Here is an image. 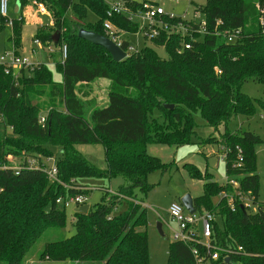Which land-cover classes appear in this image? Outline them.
<instances>
[{
    "label": "trees",
    "instance_id": "obj_1",
    "mask_svg": "<svg viewBox=\"0 0 264 264\" xmlns=\"http://www.w3.org/2000/svg\"><path fill=\"white\" fill-rule=\"evenodd\" d=\"M19 1L20 12L34 1L46 5L53 24L39 28L36 37L59 50L67 45V57L63 59L62 52L56 57L55 69L61 79L45 63L29 74L22 69L17 77L0 65V113L4 117L0 124V164L7 163L9 156L54 155L52 147H57L63 182L94 176L121 175L126 179L118 192L127 198L108 194L104 202L90 206L88 213L74 211L76 233L47 242L35 264H150L148 234L139 229L146 222V208L135 201V192H148V175L161 162L148 153L147 144L153 141L178 146L189 141L196 110L217 130L236 115L255 113L254 100L241 91V86L250 79L264 83V26L260 24L264 0H207L201 8L207 17L202 40L194 39L201 32L163 35L153 41L166 47L168 58L145 47L122 61H115L106 48L78 35L81 27L106 35L104 0ZM89 11L98 17L97 22L87 21ZM114 21L124 30L138 31V25L124 16ZM23 26L22 14L12 19L10 39L17 53ZM194 26L200 28L199 24ZM216 29H241L242 37L230 43L217 35ZM56 32L60 33L58 42L53 41ZM184 40L192 47L179 52ZM128 44L126 41L123 48ZM98 78L110 80L105 107L80 95L83 85ZM43 97H47L45 103L41 102ZM166 103L174 107L166 108ZM41 107L51 108L44 127L39 122ZM156 109L162 121L152 118ZM220 141L231 149L227 175L238 178L241 189L251 190L258 200L256 146L264 139L253 131L231 133L226 129L217 143ZM91 143L104 145L107 167L96 165L75 147ZM237 146L244 152L240 168L234 166ZM190 173L204 182L202 195L194 198L197 211L216 215L213 243L242 245L251 253L233 256L231 264H264V203L255 212L239 205L233 211L227 200H216L223 191L233 192L231 184L215 181L210 172L195 165ZM80 191L86 194L89 190L51 182L41 170L22 169L16 174L0 165V264H24L26 255L47 230L67 224L66 208L59 207L56 199ZM124 201L126 210L115 213ZM167 264H197L191 245L171 241Z\"/></svg>",
    "mask_w": 264,
    "mask_h": 264
},
{
    "label": "rangeland",
    "instance_id": "obj_2",
    "mask_svg": "<svg viewBox=\"0 0 264 264\" xmlns=\"http://www.w3.org/2000/svg\"><path fill=\"white\" fill-rule=\"evenodd\" d=\"M143 1V0H137ZM154 1L162 5L169 13L185 17L188 22L199 24L202 30H205L207 26L206 14L201 9L205 5L207 0H148ZM17 0H9V14L8 17H4L0 14V53L6 50H13L14 43L10 39L12 36L13 28L10 20L19 18L21 15L20 10L17 12L14 10V6ZM48 9V8H47ZM26 15H23L24 26L22 29L21 41L23 47L19 48V52L22 57L29 58L32 62L38 61L50 65L51 69L56 73V76H60L55 69V65L52 62V57L48 54L47 47L39 46L37 51L32 49L33 37L36 35V27L45 28L52 25V19L38 12L37 8L33 4L25 6ZM49 11V10H48ZM37 14L42 20L36 24L33 19ZM73 16V13H70ZM98 17L89 11L87 17L88 22H97ZM205 32L202 31L201 35L194 39L202 40ZM122 37L128 40L137 50H141L145 47H150L156 51V53L162 58H168V51L164 45L155 44L152 39L145 38L141 33H133L130 31H122ZM21 47V46H20ZM58 47L53 44V53L61 52L57 51ZM61 54H57L60 56ZM26 74H29V70L26 69ZM97 83L94 85L97 90L95 100L96 105H104L106 101V95L108 93V87L110 80L107 78H98ZM93 87L82 86L80 95H90L88 90ZM241 91L254 100L255 113L253 115L239 114L234 116L228 121V124L219 126L218 130L209 125L205 119L202 118L199 110H196L193 114L194 128L190 135V140L182 143L178 146L168 143L149 142L147 144V151L149 154L157 157L161 165L152 170L148 175V183L150 189L147 193L136 190V196L139 202L146 208V222L139 226V229L146 231L148 234L149 242V262L150 264H167L169 257V243L173 241L172 228H176L177 224L171 218L169 214L170 205L178 201L180 202L182 197L190 193L193 197H198L203 193L204 182L198 178H195L190 169L192 165L197 166L202 171H208L214 179L220 183L225 181L226 164L225 161H220L218 164L217 155H213L212 152L219 149L217 140L226 131L235 133L237 131H253L260 135L264 139V83L250 79L244 82L241 86ZM109 98V97H108ZM47 97L41 99L42 103H45ZM50 107H41L40 116L48 115ZM152 118H157L160 121L163 120L161 113L156 109L152 115ZM1 128V126H0ZM209 138H217L216 141H207ZM76 149L85 154L96 165L105 168L107 163L105 160V147L103 144H77ZM55 157L57 154L61 156L59 148L52 147ZM218 152V150H217ZM256 170L260 176V185L258 191V200L252 201L250 212L257 211L259 205L264 203V142L256 146ZM19 160H15L12 163H19ZM47 165H52L54 160L48 161ZM77 182L82 185L88 186L89 191L86 192L88 197L87 204L95 206L98 203H102L106 200L108 193L102 187L108 189L111 188L113 192H118L121 186L125 185L126 179L121 176H115L108 178L105 176L94 177H81L76 179ZM218 201V198H216ZM126 201L119 205L115 209V213H121L126 210ZM59 207H62L59 205ZM76 206L70 205L66 208L67 212V224L63 228H51L47 230L33 245L30 252L26 255L24 264H35L38 259L39 251L43 249L44 245L49 241H54L62 237H71L76 233V229L73 225L74 210ZM220 225L223 226L221 217L218 216ZM162 223L164 235H162L158 229V223ZM63 264H68L64 262Z\"/></svg>",
    "mask_w": 264,
    "mask_h": 264
},
{
    "label": "built area",
    "instance_id": "obj_3",
    "mask_svg": "<svg viewBox=\"0 0 264 264\" xmlns=\"http://www.w3.org/2000/svg\"><path fill=\"white\" fill-rule=\"evenodd\" d=\"M107 6L106 9V19L104 21V28L106 35L114 40L119 46L123 48V44L128 41L122 37V31H126L119 27L114 21L118 16H124L130 22H134L138 25V31L136 33H141L145 38L157 39L161 38L163 35L171 34H181L183 36H191L194 32H207L195 28V23L188 22L185 17H180L173 12L169 13L165 8L157 2L154 1H137V0H104ZM33 6H35L39 13L47 15L52 19L51 13L48 11L44 3L34 1ZM0 14L4 17H8L9 14V0H0ZM261 20L260 24L264 26V8L261 9ZM12 24V20H10ZM221 21H218V25ZM217 35H222L228 42L232 43L237 41L242 37V30H229L225 29L222 32L216 29ZM35 44L38 46L47 47L50 52L53 51L52 43H45L40 38L36 37L34 40ZM192 47L190 41H183L182 47L179 52ZM127 55L138 51L131 43L128 44L127 49L123 48ZM33 51H37L33 49ZM62 52V58L67 57V45H63L60 49ZM0 65H2L6 73H13L15 77L22 69L33 70L39 63L32 62L27 57H22L20 53H17L15 49L6 50L0 53ZM218 72H221L218 70ZM3 114L0 113V124H3ZM39 122L44 127L47 122V116H40ZM12 128V127H11ZM231 151L229 147L222 141H220L218 155L220 159L227 160L228 153ZM238 158L235 163V167H242L244 161L243 149L237 146ZM19 163L13 164L15 160H19ZM54 160V163L50 166L47 165L48 161ZM58 155H30L22 154L20 156H9L7 163H1V168H12L16 174L22 169H32L41 170L45 172L51 182L59 183L66 188L74 190H90L88 186L82 185L77 182L76 179H72L71 183L63 182L59 178L58 169ZM227 184H231L233 187V192L223 191L219 194V200H227L229 207L235 211L238 205L242 208L250 211L252 201H257L255 194L251 190H242L240 180L234 176H228L226 179ZM111 195H117L121 198L126 196L119 193L113 192L106 187H102ZM127 198V197H126ZM87 195L83 192H77L75 194L69 195L67 197H59L56 199V203L65 208L70 205L79 207L87 203ZM133 200L132 198H129ZM139 202L138 200H135ZM260 206V205H259ZM117 209V208H116ZM259 208H257L258 210ZM169 214L173 221L176 222L177 227L172 228L173 240L183 241L184 243L190 244L193 250V254L196 258L197 264H231L235 255L245 254L251 255L244 250L242 245L237 247L232 246H219L213 243L214 235V221L216 220L215 213L211 211H203L202 213L196 211L191 213L188 211L181 202L175 201L169 207ZM199 245L202 248H199ZM230 258L227 262L226 259Z\"/></svg>",
    "mask_w": 264,
    "mask_h": 264
},
{
    "label": "water",
    "instance_id": "obj_4",
    "mask_svg": "<svg viewBox=\"0 0 264 264\" xmlns=\"http://www.w3.org/2000/svg\"><path fill=\"white\" fill-rule=\"evenodd\" d=\"M20 6L21 4H20V1L18 0V2L16 3V9H15L17 12L20 10ZM78 35L79 37L85 40H88L94 44L101 45L104 48H106L107 51L112 55L115 61H122L126 59L128 56L126 51L121 46H119L114 40H112L110 37H108L105 34L99 33L95 30L87 29L85 27H81L79 28ZM59 37H60V33L56 32L53 36V41L58 42ZM165 107L173 108L174 104L166 103ZM180 202L191 213H195L197 211L195 204H194V197L190 193L183 196ZM89 209H90V205L87 203L79 207H75V211L82 212V213H88ZM242 209H244L243 206H242ZM158 229L160 233L164 235L161 222L158 223ZM226 261L229 262L230 258H227Z\"/></svg>",
    "mask_w": 264,
    "mask_h": 264
},
{
    "label": "crops",
    "instance_id": "obj_5",
    "mask_svg": "<svg viewBox=\"0 0 264 264\" xmlns=\"http://www.w3.org/2000/svg\"><path fill=\"white\" fill-rule=\"evenodd\" d=\"M17 2H18V0H17ZM16 2V3H17ZM16 9V4H15V6H14V10ZM21 14L22 15H26V10H25V8H23V10H22V12H21ZM24 15V16H25ZM34 18V20L36 21V24L37 25H40L39 23H41L42 22V20H41V18L39 17V16H37V14H35L34 16H33ZM43 23V22H42ZM44 24V23H43ZM45 25V24H44ZM40 27L38 26V27H36V34H37V30L39 29ZM35 38H36V35L33 37V41H32V49H36V50H38V45L37 44H35V42H34V40H35ZM13 42V41H12ZM23 47V42L21 41V47L20 48H22ZM57 51H59L58 49H57ZM48 54L50 55V57H52V62H53V64L55 65V62H56V57H58L59 58V56H57V54L59 55V54H61V52H58V53H53V51L52 52H48ZM55 54H56V56H55ZM34 62H36V63H39V64H41V63H43V62H38V61H34ZM46 64V63H45ZM48 65V64H47ZM49 67H50V65H48ZM51 68V67H50ZM56 74V73H55ZM57 78L58 79H61V74H60V76H57ZM97 81V79L95 80V81H93V82H91V83H88V84H85V85H83V86H87V87H93V88H90V89H93V90H88V92H89V96L88 95H86V98H88V99H91V98H96V95H97V90L95 89V87H94V85L97 83L96 82ZM110 85V84H109ZM108 91H109V87H108ZM109 103V98H108V93H107V95H106V101L104 102V105L103 106H105V105H107ZM97 106H100V107H102V105H99V103L97 104ZM220 138H218V140H219ZM219 144H220V142H218V146H219ZM218 150V149H217ZM217 150H215V151H213L212 152V154L213 155H217V158H218V164H219V162L222 160V161H225V164H226V160H223V159H220V157H219V155H218V153H217ZM226 174H225V181H224V183L226 182V179H227V177H228V175H227V172H225ZM215 180V179H214ZM216 181V180H215ZM195 198V197H194ZM75 211V210H74Z\"/></svg>",
    "mask_w": 264,
    "mask_h": 264
}]
</instances>
